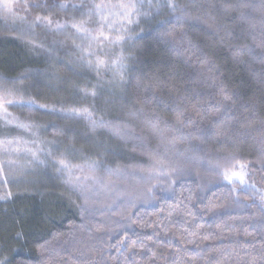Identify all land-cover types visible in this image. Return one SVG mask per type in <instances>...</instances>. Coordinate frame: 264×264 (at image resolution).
<instances>
[{
  "label": "trees",
  "instance_id": "trees-1",
  "mask_svg": "<svg viewBox=\"0 0 264 264\" xmlns=\"http://www.w3.org/2000/svg\"><path fill=\"white\" fill-rule=\"evenodd\" d=\"M29 1L9 18L0 9V80L22 82L14 94L17 101L35 100L47 107L13 104L11 111L72 154L73 160L76 157L73 164L97 160L101 167L80 176L82 189L73 190L60 173L51 178L46 172L0 200V260L264 264V62L257 47L264 41V2L178 0L192 17L220 28V36L205 23L193 27L194 20L169 24L172 35L162 36L159 21L180 14L167 8L132 25L110 17L111 35L126 39L121 45L86 40L83 49L91 44L90 51L109 62L97 72L81 60L83 53L71 65L64 53L50 51L44 56L42 39L50 36L39 33L31 40L24 30L30 25L35 34L41 31L44 25L34 24L36 16L55 23L68 17L71 27L86 10V24L96 25L100 20L93 5L105 0ZM63 1L79 5L82 14L60 7ZM80 36L82 43L86 38ZM64 40L62 36L56 42ZM188 40L215 66L186 51ZM241 45L253 48L256 55L245 51L232 59L231 50ZM121 49L122 71L111 66ZM47 73L64 86L37 80ZM72 82L76 89L70 92ZM221 82L232 94L230 100L215 87ZM72 108H87L97 121L126 123L134 135L125 140L106 128L93 129L86 117L72 116ZM181 113L183 123L178 124L176 116ZM152 123H158L163 139ZM153 154L162 158L164 167L149 171ZM240 164L247 165L244 182L225 180L223 173L240 171ZM48 165L51 171L54 166Z\"/></svg>",
  "mask_w": 264,
  "mask_h": 264
},
{
  "label": "snow or ice",
  "instance_id": "snow-or-ice-1",
  "mask_svg": "<svg viewBox=\"0 0 264 264\" xmlns=\"http://www.w3.org/2000/svg\"><path fill=\"white\" fill-rule=\"evenodd\" d=\"M264 2V0H262ZM15 4L16 0H0V9H3L4 12L15 15ZM35 7H39V5H33ZM247 6V5H246ZM60 7H65V5H60ZM167 8L170 13H177L179 12V15H175L172 19H165L159 21V26L161 29V35L162 36H171L172 31L167 28L169 24H182L186 20H194L195 23L193 27H195L196 24L205 23L207 24L208 29L211 31L213 35L220 36L221 29L218 27H214L213 24L208 23L207 21L201 20L200 17H192L190 12L180 3H178V0H118L117 3H97L93 5V9L95 11V14L99 17L100 24L99 28L100 30L93 34L89 28L85 25V23H73L71 27L76 30V32L80 35H82L84 38L91 41H109L113 45H121L125 41V37L123 35H115L112 36L111 32L114 30V25L112 23H109L110 17H115L116 21L120 23L121 25L127 24H138L141 17H149L154 15H160L162 9ZM118 9V11L116 10ZM23 19V18H21ZM34 24L37 26L39 25H45L48 27H51L53 24V20L50 17L47 16H36ZM31 27V26H30ZM64 25L60 23H56V29L63 28ZM109 28V34H105L104 28ZM229 36H231V33H228ZM221 41L224 40V37H220ZM187 49L186 51H191L194 55L202 56L204 57V60L206 63H208L210 66H215L214 62L208 59V56L206 53H204L198 45L193 44L191 40L187 41ZM42 47V46H41ZM91 47V44H89V48ZM261 49L260 53V59L262 62H264V41H262L260 44L257 45ZM83 55L81 56V60L86 64L89 68H94L97 72L101 68L109 67V62L106 59H102L100 56L95 55V53L91 52L88 49H81ZM245 51H247L248 55L255 56V50L247 45H241L234 47L231 50L232 59L237 60L239 57L245 54ZM217 53H213V55H216ZM95 56V59H92L91 57ZM124 60L125 57L123 55V50L121 49V54L117 58L113 59L111 61V66L120 69L121 71L124 69ZM219 71V69H217ZM122 78V77H121ZM215 87L218 88L219 94L223 96L224 100H230L231 99V93L229 92L227 86L221 82ZM86 94H91L92 96L96 95L95 91L88 92L85 90ZM9 95H11V92H8ZM0 100H2V97H0ZM26 104L28 108L38 107V108H46V105L40 104L37 105L35 100H20V101H8V104ZM70 114L74 117L83 116L86 117L89 120V123L93 129L96 128H106L108 129L113 135L120 137L121 139H129L131 138L134 133L133 130L126 124L118 121H105L103 119L97 121L93 118L92 114L89 112L87 108L84 109H78V108H72L69 110ZM11 114L7 112V108L3 102H0V118H2L5 122V124H9L10 121L8 120V117ZM135 115V114H133ZM182 113L178 114L176 116V120L178 124H182L183 121L181 119ZM16 128L30 131L33 125L29 123H23L18 122L14 125ZM152 129L157 132L161 138L163 139V132L158 127V123H152L150 124ZM180 129H177L179 131ZM15 142L18 144L20 143L19 139H16ZM14 143V140L12 139H0V151H7V145H11ZM25 147L23 151L26 153H29L31 156V159L33 162H38L40 164H44L45 161L39 159V152L43 151V149H37L33 150L30 147H27L28 142L24 141ZM32 143H35V141H32ZM14 151H19V148L13 149ZM48 155H51V152L49 151L47 153ZM151 163L149 166V171H154L157 169V165H159L160 168L164 167L162 158H159L158 154H153L149 157ZM9 164L13 163V161H9ZM55 164L57 165L56 171L64 177V182L69 185L73 190L75 189H82L83 185L81 183V177L76 175V171L83 172L84 166L73 164L70 160H68L66 157H61L59 159L55 160ZM87 168L90 172H95L97 169L101 167V164L97 160H92L91 162H86ZM247 165L246 164H240L239 168L240 171H225L223 173V177L225 180L229 182L235 183L236 180H239L241 183L244 182L245 177V169ZM3 170V164L0 163V171ZM107 172L111 173L113 170L111 168L106 169ZM88 179V177H86ZM93 181L96 180L95 177H91ZM11 196V192H6L3 195H0V200H6ZM261 199L264 200V196H261ZM82 211H86V209H82ZM123 243V241H121ZM44 246L41 245V248ZM0 264H5L3 260H0Z\"/></svg>",
  "mask_w": 264,
  "mask_h": 264
},
{
  "label": "rangeland",
  "instance_id": "rangeland-1",
  "mask_svg": "<svg viewBox=\"0 0 264 264\" xmlns=\"http://www.w3.org/2000/svg\"><path fill=\"white\" fill-rule=\"evenodd\" d=\"M25 1L30 2L29 0H22L21 3L19 1H16L14 9H19V8L22 9V6H20V4H22L24 2V5H25L26 4ZM80 1L81 0H77L76 4H80L79 3ZM83 2H87V0H83ZM117 2H118V0H105L104 1V3H112V4H115ZM62 3H63V5L69 7L68 9L75 14L80 12V10L78 9L79 5H73L67 1H63ZM82 6H84V8H81V10L83 9V11H84L86 9V4L85 5L83 4ZM3 13L8 14V13L4 12L2 9V14ZM82 13H84V16L82 17L81 20H79L76 23L83 22L93 32L99 31L100 30V28H99L100 23L98 22L96 25H94V24L87 25L86 24L87 16H88L87 10H86V12H82ZM82 13L80 12V14H82ZM23 15H24V13L21 14L22 17H23ZM12 16L13 15H7L6 17L9 18ZM80 17H81V15H80ZM59 22H60V24L64 25V27L61 29H56V23H55V21H53V24L51 25V27L44 25V27L41 28V31L36 33V34L34 33L35 28H31L30 25H27L25 27L26 30H24V31H27V35L30 37L31 40H33L35 37L38 38L39 33H40V35H41V33L44 35V32H45L46 33L45 36H50V37L48 38L47 41L44 38L42 39V42H44V43H42V45L45 46V48L43 47L44 49L41 50L43 55L46 57L47 56L49 57L48 53L50 51L52 53L58 52L59 53L58 55H61L62 53H64L66 55V59L69 60L68 64L71 65L74 58H77V57L82 55L81 49L86 47V43H87L86 40L87 39H85V41L82 43L78 42V40L80 39L79 38L80 34L75 32L76 31L75 29L68 26L69 23L71 22L70 18L64 17V19L62 21L63 23L61 21H59ZM103 30L105 31L106 28H104ZM74 34H77L76 39L74 38ZM105 34H106V32H105ZM62 36H65L66 40H64L63 42L62 41L56 42V39L57 38L59 39ZM81 39H83V38H81ZM91 48H93V47H91ZM93 50L91 52H93ZM68 68H69V66L67 67V70L69 72L70 70ZM71 72H73V71H71ZM49 74H51V73H47L48 76L38 77L37 80H39L41 83H43L45 85H56L57 87H59L62 84L61 80L57 81L58 77L56 78L55 76H49ZM78 77H80L82 79V76H78ZM83 79H85V78H83ZM65 82H66V78H65ZM20 83H22V82H19V81L8 82L6 80H0V97H2V100H0V102H3L5 104V106L7 108V112L11 114L8 117V120L10 121L9 124H5L4 120L2 118H0V139H12V140H14L13 144L6 146L8 149L7 151H0V163L3 164V170L0 171V194H4L5 191L10 192L13 189L27 188V186L30 183H34V182L40 180L39 178L41 176H43L46 172L48 174L52 175L51 178L57 176L56 175V174H58V172L56 171L57 165L55 164L56 159H59L61 157H66L68 160L73 161V162H75L74 160L77 159L75 157L73 160V158L71 157L72 154L68 155L67 151H64L62 148H60V146H58L57 144L52 143L50 140L46 139V137H44L43 134L38 129L33 128L34 126L31 128L30 131L21 130V129H18L14 126L16 123H18L20 121L18 119H16L18 117L15 116V114H13V112L11 111V109H13L12 105L15 103L8 104V101L9 100L17 101L15 99L14 94L19 93L20 88L22 89V87H21L22 84H20ZM70 84L71 85H70L69 91L71 92L73 88L75 91L76 87L73 86L74 85L73 82ZM88 84H90V83H88ZM63 86L64 85H61L60 87L62 88ZM9 91L11 92V95L8 94ZM36 130H38V132H40V134H38ZM16 139H19L20 143L17 144L15 142ZM24 141H27L28 142L27 147H30L33 150L43 149V151L39 152V159L45 161L44 164H40L38 162H33L30 154L23 151V149L25 147ZM32 141H35V143H32ZM15 148H19L20 150L14 151L13 149H15ZM49 151L51 152V155L47 154ZM9 161H13V163L9 164L8 163ZM48 164H52L54 166V167L51 166L52 167L51 171L49 170L50 167H48L49 166ZM83 166H84V171L83 172L76 171L77 176H82V177L86 176L87 173H84V172H87L86 170L88 168H87V165H83ZM36 176H37V178H36Z\"/></svg>",
  "mask_w": 264,
  "mask_h": 264
}]
</instances>
